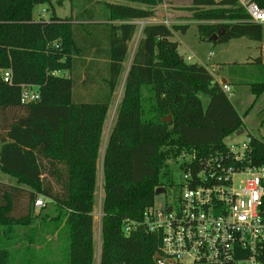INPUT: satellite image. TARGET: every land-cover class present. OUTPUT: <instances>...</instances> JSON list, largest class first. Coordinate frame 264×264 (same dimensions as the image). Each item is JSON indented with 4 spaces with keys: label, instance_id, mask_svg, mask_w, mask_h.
I'll list each match as a JSON object with an SVG mask.
<instances>
[{
    "label": "trees",
    "instance_id": "obj_1",
    "mask_svg": "<svg viewBox=\"0 0 264 264\" xmlns=\"http://www.w3.org/2000/svg\"><path fill=\"white\" fill-rule=\"evenodd\" d=\"M50 1L0 0V172L17 184L0 185V231L8 238L15 228H28L22 239L29 244L40 227L64 236L66 263L26 264H96L93 213L103 127L140 29L101 159L97 264H154L157 237L141 228L126 235L124 226L139 222L155 190L172 183L170 164L225 155L224 139L243 129L244 116L204 66L178 54L171 29L150 22L162 0H81L75 16L34 20V7ZM251 1L264 9V0ZM188 10L206 42L220 31L213 44L264 41V27L249 21L236 0H191ZM187 27L174 29L185 33ZM245 65L254 70L228 76L248 87L255 103L264 94V62L259 55ZM24 88L35 90L38 100L22 104ZM249 147L253 162L264 163V142L251 137ZM39 196L50 216L42 214L45 201L34 214ZM9 262L0 247V264Z\"/></svg>",
    "mask_w": 264,
    "mask_h": 264
},
{
    "label": "built area",
    "instance_id": "obj_2",
    "mask_svg": "<svg viewBox=\"0 0 264 264\" xmlns=\"http://www.w3.org/2000/svg\"><path fill=\"white\" fill-rule=\"evenodd\" d=\"M236 1L249 21L264 27V9L251 0ZM2 79L9 83L10 73L5 72ZM220 85L223 92H229L228 86ZM38 98L35 90L24 88L20 102ZM247 137L242 147L225 145V155L188 158L181 166L177 191L173 183L163 187L164 194L173 188L174 195L159 210L152 206L139 222L128 221L124 226L126 235L141 228L157 237L154 264H264V163L253 162L251 137ZM42 206L43 201L37 199L34 207ZM99 207L93 217L100 221Z\"/></svg>",
    "mask_w": 264,
    "mask_h": 264
},
{
    "label": "rangeland",
    "instance_id": "obj_3",
    "mask_svg": "<svg viewBox=\"0 0 264 264\" xmlns=\"http://www.w3.org/2000/svg\"><path fill=\"white\" fill-rule=\"evenodd\" d=\"M94 3L97 0H90ZM110 2L109 0H105ZM191 6V0H162V4L155 9V18L150 22L162 24L171 29V41L178 44V54L184 59L187 64H197L204 66L211 74H213L216 81L221 78H226L228 83H232L229 87L227 96L232 105L236 109L239 116L243 117L242 134L236 133L224 139V144L227 147H234L238 145L242 147L243 143H247L248 135L252 138L264 142V94H262L255 103H252L254 98L249 92L248 87L244 85H235L231 77L228 76L230 70L241 72L244 68L254 70L253 67L245 64L261 55V44L258 45L246 38L230 40L223 44H213L206 42L200 38L198 33V23L191 20V12L188 10ZM81 0H51L49 3L36 5L33 9L32 15L34 20L49 19L52 14L59 18L75 16L81 11ZM147 22V21H146ZM138 26L142 22H137ZM187 25L185 33L174 29V26ZM140 37V29H138L128 46V52L122 64V73L119 76L117 86L109 107L107 117L103 127L101 147L99 159L97 162V184L95 189V209L93 215L98 211L99 201L103 197L101 191V159L106 144L107 137L113 126L116 118V109L122 97L123 81L129 67L130 56L135 49L137 40ZM212 56L209 58V55ZM191 57V60H187ZM264 62V57H262ZM212 67L214 71H212ZM54 74V73H53ZM242 72L240 73V75ZM226 85V83H224ZM245 114V115H244ZM236 147V146H235ZM187 159H179L176 163L169 165V176L172 183L176 186L181 183L183 171L181 166ZM174 195L173 188H167L165 194L155 195L153 208L159 210L163 203L168 200L170 196ZM39 200L45 201L44 198L38 197ZM47 204L48 202L45 201ZM41 208L34 207V214L37 215ZM42 214L51 215V208L48 203L46 208H42ZM99 219L93 217V240L95 248V263L97 264L99 255ZM3 232L0 231V247H4L9 253V264H26L30 262H56L66 263L64 258V249L68 247L64 236L62 234L50 236L48 230L45 228H38L34 233H31V244L24 241L23 235L29 234V229L15 228L13 232L14 238L9 234V237H4ZM67 246V247H66Z\"/></svg>",
    "mask_w": 264,
    "mask_h": 264
},
{
    "label": "crops",
    "instance_id": "obj_4",
    "mask_svg": "<svg viewBox=\"0 0 264 264\" xmlns=\"http://www.w3.org/2000/svg\"><path fill=\"white\" fill-rule=\"evenodd\" d=\"M33 16V15H32ZM34 19V18H33ZM153 22V21H152ZM132 56V55H131ZM130 56V58H131ZM216 80V79H215ZM222 80L225 81V83L227 82L226 78H221L220 81H217L219 84H222ZM1 147V144H0ZM0 185L2 186H6V187H16V181L13 178H10L9 176L3 174L0 172ZM20 188H23L22 186H20Z\"/></svg>",
    "mask_w": 264,
    "mask_h": 264
},
{
    "label": "water",
    "instance_id": "obj_5",
    "mask_svg": "<svg viewBox=\"0 0 264 264\" xmlns=\"http://www.w3.org/2000/svg\"><path fill=\"white\" fill-rule=\"evenodd\" d=\"M222 33H223V32L220 31V32H218V33L212 35L210 38H208V42H215V41H217L218 37H220V36L222 35ZM224 83H225V81L222 80V84H224ZM168 120L170 121V118H168ZM240 134H242V130L236 132V135H240ZM164 192H165V189L162 187V188H157V189L155 190L154 194H155V195H160V194H164ZM156 258H157V256L154 255L153 259L155 260Z\"/></svg>",
    "mask_w": 264,
    "mask_h": 264
}]
</instances>
